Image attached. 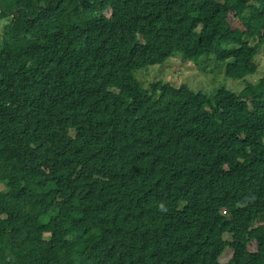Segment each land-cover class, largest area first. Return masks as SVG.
I'll return each instance as SVG.
<instances>
[{
	"label": "trees",
	"instance_id": "trees-1",
	"mask_svg": "<svg viewBox=\"0 0 264 264\" xmlns=\"http://www.w3.org/2000/svg\"><path fill=\"white\" fill-rule=\"evenodd\" d=\"M0 4V264H264V76L135 77L177 53L253 74L264 0Z\"/></svg>",
	"mask_w": 264,
	"mask_h": 264
},
{
	"label": "rangeland",
	"instance_id": "rangeland-1",
	"mask_svg": "<svg viewBox=\"0 0 264 264\" xmlns=\"http://www.w3.org/2000/svg\"><path fill=\"white\" fill-rule=\"evenodd\" d=\"M2 7V5L0 4ZM231 27L236 31H242L243 25L240 20L231 13L229 15ZM8 17H0V33L7 23ZM256 70L253 74L247 75L240 79L230 78L225 75V62L217 61L214 54L202 55L197 62L184 60L179 53L171 56L166 61L160 64L149 65L138 69L135 72L137 80L143 85H151L154 82L170 83L174 86L181 84L187 85L194 91H200L210 95L216 92L219 88L231 90L242 96L250 97L252 94L245 89L247 84L256 85L264 76V43H261L256 49L254 55ZM147 161L152 163L153 157L146 155ZM230 163L226 165L228 167ZM147 168L138 171H146ZM153 169V168H152ZM148 170V169H147ZM137 191H148L150 187L139 186L135 183L134 187ZM0 189H6L5 185L0 182ZM139 189V190H138ZM259 224H264V219L258 221ZM229 238V234L224 235ZM248 249L255 250L254 243H250ZM232 251L227 247L219 257L220 262H226L230 259Z\"/></svg>",
	"mask_w": 264,
	"mask_h": 264
},
{
	"label": "clouds",
	"instance_id": "clouds-1",
	"mask_svg": "<svg viewBox=\"0 0 264 264\" xmlns=\"http://www.w3.org/2000/svg\"><path fill=\"white\" fill-rule=\"evenodd\" d=\"M231 91V90H230ZM233 92V91H232ZM237 94V93H236ZM227 247H229V246H226L225 248H224V250L227 248ZM230 248V250L232 251V255H231V257H230V259L228 260V261H226V262H221V263H228L231 259H232V257H233V253H234V250H233V248L232 247H229ZM223 250V251H224ZM222 251V252H223ZM253 251H255V250H253ZM222 254V253H221ZM220 254V255H221ZM220 255H219V257H220ZM219 257H218V260H219ZM220 262V261H219Z\"/></svg>",
	"mask_w": 264,
	"mask_h": 264
}]
</instances>
